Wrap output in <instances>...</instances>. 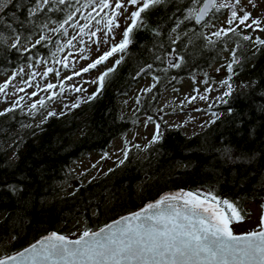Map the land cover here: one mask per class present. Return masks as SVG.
<instances>
[{
  "label": "trees",
  "instance_id": "obj_1",
  "mask_svg": "<svg viewBox=\"0 0 264 264\" xmlns=\"http://www.w3.org/2000/svg\"><path fill=\"white\" fill-rule=\"evenodd\" d=\"M33 3L34 0H0V32L5 38L0 41V74L48 56L53 39L29 48L28 52L9 47L12 42L9 24L22 37L31 35L30 42L35 43L33 37L47 31L40 29V24L54 25L64 17L62 11H47V7L55 8V5L29 16L28 9ZM185 5L191 6L190 0H180L178 4L144 14L152 27H161V37L154 38L148 30L138 31L129 58L106 81L98 98L90 102H84L87 97L80 99L78 108L65 116L49 117L43 124L28 123L35 115L21 109L0 117V243L5 249L16 251L51 230L64 233V228L78 218L85 219V227L95 229L169 188H211L220 196L236 201L245 215L247 200L264 198V49L253 56L252 45L234 34L221 38L214 47L207 45L202 37L190 36L193 44L186 50L180 49L185 55V66L169 69L165 74L160 69L166 63L155 61L149 49L157 39L167 44L166 33L173 25L168 17H182L175 8ZM222 13V9L213 10L210 18ZM202 24L185 21L181 28L187 25L193 33L202 32L215 39L206 34ZM238 43L244 48L238 49L242 52V62L235 67L236 74L249 76L251 83L245 90L227 97V104L216 107L227 112L215 123L207 124L192 136L162 123L164 135L157 144L139 149V155L130 150L124 165H115L113 172L97 180L78 179L71 190H63L60 195V182L71 176L69 166L76 158L91 150H104L113 138L131 129L139 116L147 115L159 121L145 104L133 115H122L118 108L117 96L126 93L137 81L133 77L139 67L153 63L152 73L161 80L152 92L158 93L182 76L194 75L221 60L225 49L230 44L237 47ZM165 50L171 51V47ZM229 108L233 113L228 112ZM226 147L233 155H254L255 159L251 163L233 164L222 155Z\"/></svg>",
  "mask_w": 264,
  "mask_h": 264
},
{
  "label": "snow or ice",
  "instance_id": "obj_2",
  "mask_svg": "<svg viewBox=\"0 0 264 264\" xmlns=\"http://www.w3.org/2000/svg\"><path fill=\"white\" fill-rule=\"evenodd\" d=\"M179 2L180 0H34L33 6L28 9L29 16L41 13L49 5L56 6L55 8L47 7L49 12H64V17L54 22L55 27L42 23L39 25L40 29H47L53 34L61 33L65 37L69 36L66 25L77 30L75 35H71L64 42L55 41L56 52H63L65 48H75L76 45L73 42L79 39V44L84 45L77 49L81 53L80 59L88 60V57L83 54L87 49L84 40V37L87 36L89 41L97 45L96 50L100 54L79 71L74 70L72 75L64 76L58 82L59 93L50 91L57 88L56 83H46L43 88L36 85L39 90L49 92V95L30 103L28 105L29 115L37 113L43 115L41 110L47 107V102L65 91L64 80L71 81L73 76H80L81 73H88L90 70L104 67V70L90 81L96 85V88L95 91L87 95L84 102L98 98L106 86V81L129 58V49L134 43V36L138 31L148 30L154 38L161 37V27L159 25L152 27L149 24V18L144 14L150 10L164 9L170 4ZM190 4L191 6L175 8L176 12L182 13V17H168L169 20H173V25L166 33L167 44L163 40L157 39L153 48L149 49V51H153L155 61L166 63L167 66L160 71L167 74L169 69H180L185 66V55L181 53L180 49L182 47L186 50L190 44H193L190 36L202 37L207 45L214 47L221 38L227 39L229 34H234L241 41H247L252 45L255 49L252 52L253 56L264 49V37L245 34L241 30L242 28H255L264 32V18L252 17V13L241 6L242 0H190ZM248 4L253 8L256 7L252 0H248ZM61 5H64L65 8L61 9L59 7ZM129 6L135 10L129 13ZM86 9L87 12H85ZM221 9H227L230 15L225 22L227 27L219 28L211 33V37H215V39H211L202 32L193 33L191 29L187 28V25L184 29L181 28L185 21H195L196 24H201L205 22V18L211 11L219 12ZM78 14L85 21L84 23H80L78 19L74 21ZM121 19L124 24L120 23ZM235 21H239V24L233 27ZM7 27L11 29L12 34V42L9 47L17 51L28 52L29 48H35L41 42L52 39L51 36L40 35L35 43H30L31 35L22 37L12 28L11 24ZM121 27H123V31L120 34L121 38L117 41V31ZM98 33L101 35L97 39ZM0 41H5L2 32H0ZM22 41L29 43L24 44ZM100 44L107 45V50L100 51ZM166 47H171V51H166ZM243 48L244 45L238 43L237 47L225 49L230 52L231 59L225 65L228 75L219 81L220 85L226 89L216 97L219 103L227 104V97L233 93V85L230 81L232 76L236 75L235 67L242 62V52L238 49ZM55 55L56 53H53V56ZM70 55L57 59L56 63L68 68ZM109 60H113L111 67L106 66ZM36 62L41 63L39 60ZM28 67H32V65L29 64ZM152 70L153 63H145L139 67L133 77L135 79L141 74L151 76L154 83L142 90L145 93L151 92L161 80V77L153 74ZM220 70V68L216 69L217 72ZM23 71V68L19 69L3 83H0V94L7 96L6 90L11 80ZM49 73L60 75L59 71L48 67L42 76L47 77ZM35 75L37 73H31L29 79L22 83L31 86L29 81ZM204 75L207 77V73ZM203 82L206 84L204 89L206 93L211 90V87L207 84V80ZM68 87L77 93L86 91L81 87L72 85ZM16 91L23 92L24 88L18 87ZM30 95L35 97L37 92L33 91ZM197 98L207 100L208 96L199 95V97L192 96L185 99L191 103ZM23 100V96L13 100L10 106L0 111V117L16 109L23 111L21 108ZM139 101L138 96L137 103ZM79 106V98L70 105L71 108ZM65 107H69V105H65ZM212 107L209 105V110ZM196 110L199 111V109ZM228 112L233 113V109L229 108ZM63 114V112L59 113V115ZM56 115L57 112L48 111L40 124ZM211 115L212 119L207 121L208 124H213L219 119L218 113L212 112ZM149 123L154 124V131L148 145L144 146L145 149L150 145L157 144L164 135L161 124L153 121L151 116H148L144 121L145 126ZM181 126L175 125L174 127ZM36 127H40V125H36ZM134 147L141 149L139 144ZM129 152L128 144L125 143L121 150L123 158L118 159L117 167L125 164L129 158ZM108 155L105 152L101 156V160L108 158ZM222 155L233 164L251 163L255 159L254 155H233L232 150L227 147L222 150ZM92 167L95 168L96 165L93 164ZM113 171V168H109L105 175ZM260 207L264 210V204ZM244 219L243 209L236 201L220 196L211 188L188 191L180 189L176 192L163 193L154 202L145 204L138 211L122 215L96 230L85 227L74 239L51 231L21 250L0 255V264H264V211L261 212L259 222L253 229L237 233L233 225L242 223Z\"/></svg>",
  "mask_w": 264,
  "mask_h": 264
},
{
  "label": "rangeland",
  "instance_id": "obj_3",
  "mask_svg": "<svg viewBox=\"0 0 264 264\" xmlns=\"http://www.w3.org/2000/svg\"><path fill=\"white\" fill-rule=\"evenodd\" d=\"M2 1L4 2L6 0ZM252 3L256 5L255 8L248 4V0H242L241 6L250 11L252 13V17L264 18V0H252ZM133 10L135 9L132 6H129V13ZM222 11L223 13L217 18L212 19L209 16V18L202 24V27L207 35L211 36V33L218 30L219 28L227 27L225 22L230 15V12L227 9H222ZM85 12H87V9ZM77 19L80 20V23L85 22L79 16V14L74 18V21ZM120 23L124 24L123 19H121ZM238 24L239 21H235L232 26L235 27ZM55 26V24L50 25V27ZM65 27L69 33L68 37L63 36L61 33L53 34L48 30L33 37L32 42H35V40L38 39L40 35L52 37L53 42H51L47 50L48 56H41L38 59L21 64L15 69H11L3 74H0V83H3L10 76H12L13 73L17 72L21 68L24 69L23 72H20L19 75L15 76L11 80L9 87L6 90L7 96L0 94V111H2L5 107L10 106L13 100L23 96L24 100L21 102V108L23 109L22 112L29 113L28 105L30 103L38 100L40 97L46 98L49 95V92L39 90L36 85H39L40 88H43L46 83H56L58 85V82L63 79L64 76L72 75L74 70L79 71L80 68L86 66L87 63L92 62V60H94L100 54V52L96 50L97 45L89 41L87 36L84 37L85 43L87 44V49L83 54L88 57V60L80 59L81 53L77 49L84 47V45L79 44V39L73 42L74 45H76L75 48H65L63 52H56L57 44L55 41L59 40L64 42L70 38L71 35H75L77 31L68 25ZM241 30L242 32L248 33L250 35L264 36V32H261L255 28H242ZM122 31L123 27L117 31V41L121 38L120 34ZM100 35V33L97 34V39L100 37ZM231 48L232 44L229 45L228 49ZM104 50H107V45L100 44V51ZM53 53H56V55L53 56ZM69 54L71 55L68 61V68H64L62 64L56 63L57 59H61ZM230 59V52L227 50L223 54L221 60L214 62L205 70L197 72L194 75L182 76L176 83L171 84L170 86H163L158 93L152 91L145 93L142 91L144 88H147L153 84V80L151 79L150 75L141 74L139 77H137V81L130 86L126 93L117 96L116 102L120 113L122 115H133L140 109V107L144 106L145 104L149 109L153 110L155 113L154 115L159 118V121L154 119L153 121L160 124L163 123L164 127L178 128L186 136H192L198 133L208 124L207 121L212 119V112L218 113L219 117L223 116L227 112V110L216 108L222 104L216 100V97L219 96L222 91L226 90L222 85H220L219 81L228 75L225 65ZM37 60L41 61V63H37ZM112 62L113 60H109L106 66L110 67ZM29 64H31L32 67H28ZM48 67L59 71L60 75L56 76L55 73H49L47 77H43L42 73ZM217 68H220L221 70L217 72ZM103 70L104 67H100L98 69L90 70L88 73H81L80 76H73L71 81L64 80L65 91L60 93L53 100L47 102V108L41 110L43 115H33V120L29 121L28 123L37 124L43 119V116L46 115L48 111L57 112L56 116H60V112L64 113L62 116L67 115L72 109H74L70 107L72 103H75L78 98L80 100L87 97V95L93 91L96 85L90 83V81L95 79ZM234 71L236 72L235 69ZM31 73H37V75H35V77L29 81L31 86L22 83V81H27L29 79V75ZM204 73H207V77L204 75ZM205 80H207V84L211 87V90L206 93L204 92L206 84L203 82ZM230 82L233 85V92L245 90L246 87H248L251 83L250 77L245 76L243 73H241L239 76L237 74L232 76ZM69 85L84 88L86 91L77 93L72 91L68 87ZM18 87L24 88V91L17 92L16 89ZM33 91L37 92L35 97L30 95V93ZM50 91L59 93V85L57 88ZM199 95H207L208 99L201 100L197 98L191 103L185 99L186 97L190 98L192 96L199 97ZM138 96L140 98L139 103H137ZM155 97L156 99H154ZM153 100L155 101L153 102ZM65 105H69V107H65ZM209 105L213 106L210 110ZM196 109H199V111ZM147 117V115L139 116L137 123L133 125L131 129L113 138L104 150H91L76 158L69 166L71 176L60 182V187L62 189L60 195L64 193L63 190H71L73 185L77 183L78 179L82 181H91L97 180L104 176L105 173L108 172L109 168L117 165L118 159L123 158L121 150L124 148L125 143L128 144V147L134 154H141V152L138 151L139 149L135 148L134 145L139 144L141 145V150L144 149V146L148 145V142L151 139L154 131V124L149 123L147 126H145L144 121L147 119ZM175 125L182 126L174 127ZM105 152L109 154L108 158L101 160V156ZM98 161L99 163H97ZM93 164L96 165L95 168L92 167ZM262 204H264V198L247 200L245 202L244 207L246 209V215L244 221L242 223L233 225L234 230L237 233L251 230L258 224L261 212L264 211L260 207ZM1 218L2 215L0 214V219ZM85 225V219L78 218L74 221H71L64 228L63 234L70 237H76L81 231H83ZM9 241H7V243H9ZM9 252L10 251L4 248L3 243H0V255L8 254Z\"/></svg>",
  "mask_w": 264,
  "mask_h": 264
},
{
  "label": "water",
  "instance_id": "obj_4",
  "mask_svg": "<svg viewBox=\"0 0 264 264\" xmlns=\"http://www.w3.org/2000/svg\"><path fill=\"white\" fill-rule=\"evenodd\" d=\"M211 12H212V11H211ZM211 12H210V13H211ZM209 15H210V14H209ZM208 17H209V16H207V17L205 18V21L208 19ZM202 23H204V22H202ZM202 23H201V24H202ZM180 189H184V190H186V191L190 190V189H186V188H183V187H176V188H169V189H166V190L160 192V193H159L157 196H155L154 198L149 199L148 201H146V202H145L143 205H141L140 207H138V208H136V209H134V210H131V211H128V212L122 213V214L116 216L115 218H113V219L107 221L106 223H111L114 219H118L120 216H122V215H127V214H129L130 212L138 211V210H139L141 207H143L145 204H147V203H149V202H154V201H155L156 199H158L159 196L162 195L163 193H166V192H176V191H179ZM104 224H105V223H104ZM104 224H102L101 226H103ZM99 227H100V226H99ZM99 227H97V228H95V229H93V230H96V229H98ZM51 231H56V232H58L59 234H62V233H60V232L57 231V230H51ZM51 231H49V232H51ZM49 232H47V233H45V234H43V235H41V236L47 235ZM62 235H65V234H62ZM41 236H39L38 238H36L35 240H33V241L30 242V243L35 242V241H36L37 239H39ZM65 236H67V235H65ZM68 237L71 238V239L76 238V237H70V236H68ZM30 243L26 244L25 246L21 247V248L18 249V250H21L22 248L27 247ZM16 251H17V250H16ZM13 252H15V251H13ZM10 253H12V252H10ZM10 253H8V254H10Z\"/></svg>",
  "mask_w": 264,
  "mask_h": 264
}]
</instances>
